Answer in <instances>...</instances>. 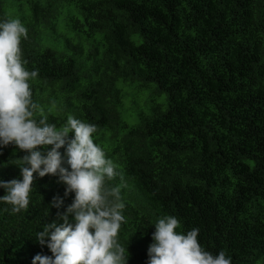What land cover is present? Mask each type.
<instances>
[{
    "label": "trees",
    "instance_id": "1",
    "mask_svg": "<svg viewBox=\"0 0 264 264\" xmlns=\"http://www.w3.org/2000/svg\"><path fill=\"white\" fill-rule=\"evenodd\" d=\"M12 19L28 29L24 67L38 71L34 118L96 125L93 141L120 173L106 184L125 205L127 264H148L166 215L178 233L198 228L213 255L264 264V0H0V22ZM122 84L152 92L133 123L121 116ZM25 154L3 147L0 179H22ZM34 176L27 210L0 202V264L52 255L35 237L63 223L74 193Z\"/></svg>",
    "mask_w": 264,
    "mask_h": 264
},
{
    "label": "clouds",
    "instance_id": "2",
    "mask_svg": "<svg viewBox=\"0 0 264 264\" xmlns=\"http://www.w3.org/2000/svg\"><path fill=\"white\" fill-rule=\"evenodd\" d=\"M22 37L27 39L28 29L20 20L0 22V150L12 144L26 153L18 165L22 179H0V188L5 189L0 202L11 205L12 213L27 210L34 173L56 176L66 186L64 196L74 193V197L65 212L57 213L63 223L53 220L37 233L36 240L52 255L37 253L32 264H127L128 248L117 240L125 205L120 187L106 184L120 173L94 143L96 125L70 115L58 129L46 117L34 118L38 105L28 81L38 71L24 67ZM62 204L63 198L57 196L50 205ZM154 225L148 264H231L223 250L213 255L201 246L198 228L186 234L175 231L180 226L175 216L166 215Z\"/></svg>",
    "mask_w": 264,
    "mask_h": 264
},
{
    "label": "rangeland",
    "instance_id": "3",
    "mask_svg": "<svg viewBox=\"0 0 264 264\" xmlns=\"http://www.w3.org/2000/svg\"><path fill=\"white\" fill-rule=\"evenodd\" d=\"M123 88V100L120 107L123 119H128L130 123L135 122V114L140 108H146V100L152 97V92L148 89H139L137 86L120 85Z\"/></svg>",
    "mask_w": 264,
    "mask_h": 264
}]
</instances>
